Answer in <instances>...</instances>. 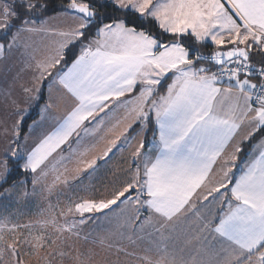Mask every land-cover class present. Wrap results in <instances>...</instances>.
Returning a JSON list of instances; mask_svg holds the SVG:
<instances>
[{
  "label": "snow or ice",
  "instance_id": "6c2138e0",
  "mask_svg": "<svg viewBox=\"0 0 264 264\" xmlns=\"http://www.w3.org/2000/svg\"><path fill=\"white\" fill-rule=\"evenodd\" d=\"M49 11L0 0V200L47 201L0 214V264H264V0Z\"/></svg>",
  "mask_w": 264,
  "mask_h": 264
},
{
  "label": "rangeland",
  "instance_id": "374dc122",
  "mask_svg": "<svg viewBox=\"0 0 264 264\" xmlns=\"http://www.w3.org/2000/svg\"><path fill=\"white\" fill-rule=\"evenodd\" d=\"M54 22H52L53 24ZM65 25L67 24L64 23ZM61 27V25H57ZM45 37L38 35L25 36L24 40L32 46H41L45 42ZM10 64L11 61H3L0 58V73L4 75V79H0V85L7 83L11 80L12 75H14L15 70L4 73V64ZM122 157H127V152L117 153L113 160L109 163V168L113 171H118L119 169L126 168L128 165L123 162ZM109 179H111L112 172L105 173ZM31 178V177H30ZM24 190V186L19 187V192ZM29 196L24 199L22 196H18L16 193L11 195L6 199L0 200V214H12L15 220H27L29 217H34L35 214L42 207L47 206V201L42 197L41 190L39 187L36 189V193L32 194V185L27 187ZM52 203H55V197L52 198ZM121 264H137V261L129 257H121Z\"/></svg>",
  "mask_w": 264,
  "mask_h": 264
},
{
  "label": "trees",
  "instance_id": "16d2710c",
  "mask_svg": "<svg viewBox=\"0 0 264 264\" xmlns=\"http://www.w3.org/2000/svg\"><path fill=\"white\" fill-rule=\"evenodd\" d=\"M67 4V0H49V9L50 11L46 14L47 16L52 15L54 13H57L60 11V6L61 5H66ZM158 31V29H157ZM151 133H149L150 135ZM16 181L18 182L19 180H22L23 177L22 176H17ZM13 183L12 180L9 181V183L7 185H5L4 187H9L11 184ZM31 185V178L29 177V183L27 185V187H29ZM0 191H2V189H0Z\"/></svg>",
  "mask_w": 264,
  "mask_h": 264
},
{
  "label": "crops",
  "instance_id": "0c3cea01",
  "mask_svg": "<svg viewBox=\"0 0 264 264\" xmlns=\"http://www.w3.org/2000/svg\"><path fill=\"white\" fill-rule=\"evenodd\" d=\"M47 17L52 18L51 19V27H50V30L59 28L57 25H61V27H63V26H65L64 23H66V22H67V24L68 23H71V18L68 17V16H65L64 13L61 12V11H59L57 13H54L52 15H49ZM52 22H54V23L52 24ZM149 136H151V134Z\"/></svg>",
  "mask_w": 264,
  "mask_h": 264
}]
</instances>
